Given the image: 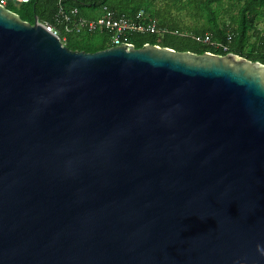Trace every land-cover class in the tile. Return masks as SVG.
<instances>
[{"label":"water","instance_id":"water-1","mask_svg":"<svg viewBox=\"0 0 264 264\" xmlns=\"http://www.w3.org/2000/svg\"><path fill=\"white\" fill-rule=\"evenodd\" d=\"M0 264H264V65L0 4Z\"/></svg>","mask_w":264,"mask_h":264},{"label":"trees","instance_id":"trees-1","mask_svg":"<svg viewBox=\"0 0 264 264\" xmlns=\"http://www.w3.org/2000/svg\"><path fill=\"white\" fill-rule=\"evenodd\" d=\"M163 4L155 6V0H31L14 9L12 0H8L6 7L16 12L21 19L33 23L34 16L49 25H56L58 7L64 9L77 7L79 13L85 17H94L101 5H107L117 13L131 16L143 8L157 19L158 25L165 28L159 34L133 33L128 40L135 46L141 47L145 43L158 44L180 51L202 53L211 51L223 54L219 49L196 41L195 36L208 33L213 40L224 41L227 33L232 34L230 51L253 61L264 62V32L259 30L257 22L264 17V0H227L237 6L233 25L220 23L222 2L225 0H160ZM193 16L202 19L200 26H181L173 17V11L190 10ZM92 12V14H91ZM59 27L58 25H56ZM103 34L102 41L90 43L87 38L98 31L83 33L84 35L68 34L65 45L70 49L94 52L110 46L109 34ZM63 33H61L62 35ZM254 38V40H252Z\"/></svg>","mask_w":264,"mask_h":264},{"label":"built area","instance_id":"built-area-1","mask_svg":"<svg viewBox=\"0 0 264 264\" xmlns=\"http://www.w3.org/2000/svg\"><path fill=\"white\" fill-rule=\"evenodd\" d=\"M15 6L29 3L31 0H12ZM61 1V0H59ZM8 0H0V4L6 6ZM99 14L94 17H85L79 13L77 7L64 9L61 5L58 7L56 25L45 23L48 30L53 31L59 37L62 43L66 41L68 34H80V32L106 31L109 34L110 46L118 45L120 42L132 44L128 38L133 33H152L159 34L165 31L158 25L157 19L145 11L143 8L131 16L117 13L107 5H101ZM61 33H63L61 35ZM196 41L219 49L224 53L230 51L232 34L227 33L224 41L213 40L211 35L205 33L195 36ZM109 47V46H108ZM216 53V52H215ZM264 65V62H260Z\"/></svg>","mask_w":264,"mask_h":264},{"label":"rangeland","instance_id":"rangeland-1","mask_svg":"<svg viewBox=\"0 0 264 264\" xmlns=\"http://www.w3.org/2000/svg\"><path fill=\"white\" fill-rule=\"evenodd\" d=\"M162 4H163V2H161L160 0H155V6L156 7H160ZM12 7L14 9L17 8L15 5H13ZM194 12L195 11L193 9L180 10V11L174 10L172 15L175 18V20L179 22L178 24H180L181 26H200L202 24L203 20L197 19L195 16H193ZM236 12H237V6L233 2L227 1V0L222 2L221 13L219 16L220 17V23L221 24H223V23L232 24L233 18L236 15ZM91 14H92V12H91ZM93 14H95V15L99 14V10L94 11ZM256 27L259 30H261L262 32H264V17L257 22ZM83 33H87V32H80V35H84ZM102 39H103V34L98 31V33H96L94 36L87 38V41L90 43H96V45H97V44H99L100 41H102ZM252 40H254V38H252ZM109 41H110V39L108 40V42Z\"/></svg>","mask_w":264,"mask_h":264}]
</instances>
